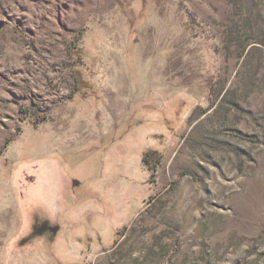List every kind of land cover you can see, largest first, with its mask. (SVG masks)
<instances>
[{"label": "rangeland", "instance_id": "obj_1", "mask_svg": "<svg viewBox=\"0 0 264 264\" xmlns=\"http://www.w3.org/2000/svg\"><path fill=\"white\" fill-rule=\"evenodd\" d=\"M0 264H264V0H0Z\"/></svg>", "mask_w": 264, "mask_h": 264}, {"label": "trees", "instance_id": "obj_2", "mask_svg": "<svg viewBox=\"0 0 264 264\" xmlns=\"http://www.w3.org/2000/svg\"><path fill=\"white\" fill-rule=\"evenodd\" d=\"M160 157L161 155L157 150L148 149L143 153L142 160L153 170V166L160 161Z\"/></svg>", "mask_w": 264, "mask_h": 264}]
</instances>
